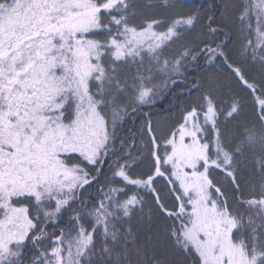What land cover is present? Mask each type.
I'll use <instances>...</instances> for the list:
<instances>
[{
  "label": "snow or ice",
  "instance_id": "obj_1",
  "mask_svg": "<svg viewBox=\"0 0 264 264\" xmlns=\"http://www.w3.org/2000/svg\"><path fill=\"white\" fill-rule=\"evenodd\" d=\"M0 264H264V0H0Z\"/></svg>",
  "mask_w": 264,
  "mask_h": 264
},
{
  "label": "trees",
  "instance_id": "obj_2",
  "mask_svg": "<svg viewBox=\"0 0 264 264\" xmlns=\"http://www.w3.org/2000/svg\"><path fill=\"white\" fill-rule=\"evenodd\" d=\"M186 2L190 3V4L191 3H197L198 4V3L202 2V0H186Z\"/></svg>",
  "mask_w": 264,
  "mask_h": 264
}]
</instances>
